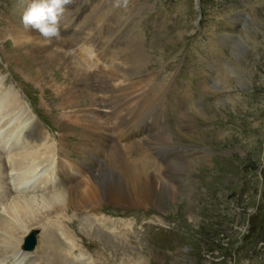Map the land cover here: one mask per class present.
<instances>
[{
	"label": "rangeland",
	"instance_id": "rangeland-1",
	"mask_svg": "<svg viewBox=\"0 0 264 264\" xmlns=\"http://www.w3.org/2000/svg\"><path fill=\"white\" fill-rule=\"evenodd\" d=\"M127 1L130 3L129 0ZM74 2L89 8L87 16L81 21L83 23H80L81 28L90 26L93 32L104 33L110 43L117 40L127 43L126 47L131 51L129 56L137 55V59L133 63L125 61L122 58L123 53L114 51L119 59H122L120 61L125 62L126 66L130 64L129 71L133 73L154 72L158 79L162 78L156 83V91L160 87L167 90L163 121L156 104L153 105L155 108L149 111L151 113L146 114L152 128L153 150L150 157L155 164L163 167L164 174L172 179L174 185H170L178 188L177 193L181 201L172 204L167 198L161 199L157 196L159 199L155 197V205L152 201L136 204L137 206L125 204L148 211L149 215L128 214L121 220L119 230L122 233V254L118 257L119 260L112 259L110 264H208L211 258L215 259L210 263L216 264V258L222 254H227V258L221 261V264H242L241 257L249 254L257 228L264 219V190L260 185L264 182V171L259 173V165L253 168L248 164L257 151L253 162L262 163L264 169V149L261 152L259 148L264 143V35L257 37L258 42L253 46L254 49L248 52L247 59L242 65L246 73L244 74L246 81L241 82L239 88L227 94L232 101L230 104L225 102L223 106H217V101L223 100L224 95L211 94L208 84L227 56L229 41L226 37L235 34L243 15L258 18L260 21L258 29L264 32V0H133L134 6L140 4V10L132 18L128 12L116 10L114 8L116 2L113 1L74 0ZM128 2L125 3L124 0L117 9L132 11V7H126L127 4L129 5ZM24 3L27 2L0 0V78L11 75L14 79V81L7 80L3 83V87L0 86V97L5 94L2 88L27 84L30 96H35L33 100L35 108L47 116L53 125L60 127L57 122L63 119L60 116L59 105L63 103L70 89L78 88V85L76 80L72 81L73 73L69 75L72 78L69 80L60 69L54 71L53 76L36 80L33 73L27 76L23 71L24 68L13 60L15 44L12 38L6 35L7 26L9 21L21 18ZM197 4L200 5L199 9L196 8ZM81 11L78 12L79 15L84 12ZM78 13L74 14V18ZM144 14V22H138V18ZM74 18L72 22L75 21ZM133 26L139 28L141 35L139 45H135L132 41ZM76 34L70 35V40H78L80 34ZM177 34L182 36L178 37ZM68 38L69 36L66 37ZM141 46L145 47L144 51L148 55V65L143 68H140L139 61ZM256 50H258L257 55ZM98 62L95 59L94 63H89L90 69L87 73L93 79L101 78L100 84L104 85L102 77L96 75V69L100 66ZM168 62L169 64L164 65ZM139 76L142 75L130 79H144ZM148 81L151 83V80ZM143 82V91H146L149 84ZM86 83L97 89L93 85V80H87ZM38 91H40L39 95ZM90 91L95 93L91 89ZM20 99L23 100L22 95ZM232 104L236 106L232 108ZM20 114L18 107L8 112L0 109V121H19L22 117ZM65 121L69 122V120ZM0 125L2 127L3 124ZM130 129L134 128L131 127L127 131ZM73 130L74 140L68 147H71L69 150L75 159L82 163L80 152L74 148L81 129L74 127ZM5 134L6 130L2 131V135ZM138 138L141 142L144 141L142 137L138 136ZM19 144L26 145L27 142L21 140ZM128 145L130 144H124V146ZM119 147L122 148V145L119 144ZM222 155H229L231 158L226 156L227 159L223 160ZM205 159L209 160L208 165ZM131 160L133 164L141 163L136 154L132 155ZM235 160L241 161L239 167ZM89 166L94 167L95 161L90 162ZM153 166L152 163L147 162L146 172H151V169V173L156 172L153 171ZM215 166L219 168L225 166V172L232 170V173L226 178L219 177L215 174ZM100 168L105 172L104 170H109L112 166L101 163L96 169ZM126 168L128 167L121 166L120 171L128 176L130 168ZM141 168L134 167L137 173ZM199 175H203L205 181L199 182L197 180ZM97 198L102 199V197ZM186 210L191 211L190 216L189 211L187 213ZM60 219L69 239L74 242L70 250L75 253L77 242L69 230L73 228L74 222L66 219V216ZM131 221L132 229L128 230L126 223ZM159 221L174 222L173 226L186 227L195 233L200 231L201 234H197L186 249H178V257H173L168 252L153 248L147 241L151 223ZM44 223L45 221L39 223L41 229ZM82 223L88 228L93 225L90 218H85ZM141 231H144L145 235H142ZM128 235L133 236L131 242L127 238ZM93 238L103 245L109 242L108 238L102 235ZM55 239L65 246V249L66 246H70V243L62 237H60L61 241L57 237ZM195 249L198 252H195ZM7 250L8 248L0 245V252ZM111 250L113 255H119V240L115 241ZM185 253H190L191 256H184ZM208 256L212 257L208 259ZM61 258L78 264L63 252ZM249 263L264 264V250H261L260 254L252 258Z\"/></svg>",
	"mask_w": 264,
	"mask_h": 264
},
{
	"label": "bare ground",
	"instance_id": "bare-ground-1",
	"mask_svg": "<svg viewBox=\"0 0 264 264\" xmlns=\"http://www.w3.org/2000/svg\"><path fill=\"white\" fill-rule=\"evenodd\" d=\"M25 4L24 6H26ZM80 16L78 13V16L74 18L75 21ZM72 24L73 22L65 35L71 30ZM75 34L72 35L75 36ZM6 35L12 38L15 44L13 60L24 68L23 71L27 76L29 73H33L34 79L42 80L47 76H53L54 71L61 70L70 80L72 78L69 75L73 73L72 81H80L81 87L88 94L90 93L88 107L96 124V131L91 133L94 135L93 138L85 141L93 143L98 154L108 155L109 166L112 168L104 170L105 172L101 168L97 171L87 169V172L76 170L78 176L72 175L71 170L75 169L65 160L61 141L57 142L53 139V143H49L50 140L43 138L42 131L36 125H33L28 133L25 132L24 130L28 126L27 119L20 122L13 130H6L5 135H2L1 131L5 125L2 127L0 125V184L5 185L4 190L0 191V245L8 248L7 251L1 252L3 257L12 254L16 264H27L26 258L30 254L21 252L19 248L21 240L26 233L40 222L45 221L41 230L40 246L37 250V255L44 259L41 264L45 262L48 264L72 263V261L67 262L66 259L61 258L62 252L74 262L81 261L70 250L74 246V242L72 243V240L69 239L60 217H65L70 212L71 206L84 204L97 197H104L117 204L130 205L146 201H152L155 205L157 196L161 199L167 198L172 204H178L181 201L179 193H177L178 188L165 183L157 174L147 171L143 173V176H140L131 163H127L126 160H123L125 162L117 160L122 153L119 144H121L120 140L123 136L124 144H145V141L141 142L138 138V136L143 138V128L133 126L134 129L124 131L122 126L130 123L139 104L147 101L143 97L147 91H143L144 79H130L138 75L129 71L130 64L124 65L125 62L120 61L122 59H119L114 52L109 55L108 59L96 58L100 62V66L95 68L96 75L101 76L104 80V85L99 83L96 86L102 92L96 93V89L86 83L87 80L93 78L79 63L73 61V57L68 53L69 46L64 39L46 41L35 30L25 29L21 18L9 21ZM177 36L181 37L182 35L177 34ZM74 42L84 46V38ZM144 49L145 47L141 46L139 52L140 68L148 65V55ZM257 51H255L256 55ZM122 58L133 63L137 59V55L130 57L122 54ZM67 68L69 69L67 70ZM100 72L103 74L101 75ZM245 81L244 76L242 82ZM145 82L150 85L149 81ZM90 89L95 93H92ZM9 102L6 106L4 104L3 108L11 106L13 101ZM235 106L232 104L231 107ZM157 111L159 110L157 109ZM109 119H113V121H109ZM23 137L27 140L26 145L19 144ZM44 162L50 163L43 165ZM121 166L131 169L128 170V176L121 173ZM52 178H55L59 184L56 192L51 184ZM5 196H7V200L3 201ZM158 197L157 199H159ZM186 211L188 213L189 210ZM188 214L190 216L191 211ZM55 237L59 240L62 237L67 243H70V248L66 246L65 249V246L57 242ZM15 238L18 239V242ZM161 258L163 257L161 256ZM28 264H34V262Z\"/></svg>",
	"mask_w": 264,
	"mask_h": 264
},
{
	"label": "clouds",
	"instance_id": "clouds-1",
	"mask_svg": "<svg viewBox=\"0 0 264 264\" xmlns=\"http://www.w3.org/2000/svg\"><path fill=\"white\" fill-rule=\"evenodd\" d=\"M72 3L73 0H27L21 23L25 29L38 32L46 41L60 40L69 5ZM117 3L119 4V0ZM259 23L255 16L245 14L235 34L226 37L229 41L227 56L208 84L211 94L224 95L223 100L217 101V106H223L225 102L230 104L232 101L227 94L240 87L244 77L242 65L247 59V54L258 42L257 37L264 35V32L258 29Z\"/></svg>",
	"mask_w": 264,
	"mask_h": 264
}]
</instances>
